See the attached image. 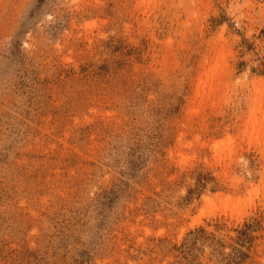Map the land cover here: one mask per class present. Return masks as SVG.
<instances>
[{"label":"rangeland","instance_id":"obj_1","mask_svg":"<svg viewBox=\"0 0 264 264\" xmlns=\"http://www.w3.org/2000/svg\"><path fill=\"white\" fill-rule=\"evenodd\" d=\"M0 264H264V0H0Z\"/></svg>","mask_w":264,"mask_h":264}]
</instances>
